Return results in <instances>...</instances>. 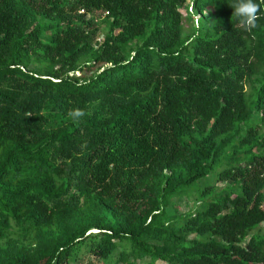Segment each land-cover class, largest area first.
<instances>
[{"label": "trees", "instance_id": "trees-1", "mask_svg": "<svg viewBox=\"0 0 264 264\" xmlns=\"http://www.w3.org/2000/svg\"><path fill=\"white\" fill-rule=\"evenodd\" d=\"M254 2L0 0V264H264Z\"/></svg>", "mask_w": 264, "mask_h": 264}, {"label": "clouds", "instance_id": "clouds-1", "mask_svg": "<svg viewBox=\"0 0 264 264\" xmlns=\"http://www.w3.org/2000/svg\"><path fill=\"white\" fill-rule=\"evenodd\" d=\"M229 7L232 9V16L237 19L245 30L253 26L258 11V6L254 0H232ZM68 115L74 122H77L83 112L80 109H73Z\"/></svg>", "mask_w": 264, "mask_h": 264}, {"label": "rangeland", "instance_id": "rangeland-1", "mask_svg": "<svg viewBox=\"0 0 264 264\" xmlns=\"http://www.w3.org/2000/svg\"><path fill=\"white\" fill-rule=\"evenodd\" d=\"M196 23V22H195ZM215 181V177L213 175H210L208 177L205 178H201L200 180H198L197 182L194 183V185L192 186V188L189 190L188 194L186 195V197L184 199L179 200L178 202L176 201V199L174 200V202L179 205V207L181 208V211H186L187 208L191 209V208H197L199 206L202 205V203L204 204L205 199L207 197H202L201 199H199L198 197H196V194H198V190L203 187L204 185L208 184V183H214ZM169 210L172 212V209L169 208ZM89 261H93V258L90 256L85 257L84 263L86 264Z\"/></svg>", "mask_w": 264, "mask_h": 264}]
</instances>
